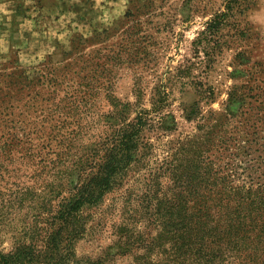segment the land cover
Masks as SVG:
<instances>
[{"label":"rangeland","instance_id":"374dc122","mask_svg":"<svg viewBox=\"0 0 264 264\" xmlns=\"http://www.w3.org/2000/svg\"><path fill=\"white\" fill-rule=\"evenodd\" d=\"M225 4L226 0H0V97L12 96L21 107L15 109L16 117L24 116L40 137L59 142L66 138L62 143L70 139L72 154L77 151L80 156L92 151L110 123L119 121L124 105H131L133 119L138 111L154 108L158 91L170 94L163 115L169 121L175 118V129L153 134L148 166L134 164L101 205L84 212L86 232L74 241L67 264L101 259L104 264L134 263L139 250L122 255L124 249L137 245L139 229L149 227L148 232L155 233L145 214L149 197L144 178L177 140L199 133L203 116L226 115L228 126L223 127L242 141L247 138L236 127H247L251 133L250 127L257 124L264 136V0H256L241 17L237 33L225 29L235 42L213 62L205 63L204 54L194 47L206 23L224 11ZM85 79L97 82L95 90L79 86ZM235 86L245 100L231 107ZM191 109L198 114L188 119ZM56 111L60 118L54 117ZM54 125L61 130L58 136ZM28 162L0 158V250L5 253L19 237H38L34 230L43 225L47 199H52L49 169L37 170ZM167 180L162 179L165 189ZM16 184L27 187L24 194L17 193ZM157 197L162 198L160 191Z\"/></svg>","mask_w":264,"mask_h":264},{"label":"trees","instance_id":"16d2710c","mask_svg":"<svg viewBox=\"0 0 264 264\" xmlns=\"http://www.w3.org/2000/svg\"><path fill=\"white\" fill-rule=\"evenodd\" d=\"M255 2L226 0L224 11L206 23L194 42L205 63L235 42V36L227 37L224 31L231 28L237 33L243 25L241 17ZM91 80L79 86L95 90L97 82ZM169 95L166 89L158 91L154 108L138 111L133 119L131 105H124L120 119L113 116L119 121L110 123L106 135L95 139L92 151L80 156L77 151L72 154L70 139L62 143L66 138L59 142L40 137V131L24 122L23 109L19 115L23 117H16L15 109L21 107L13 97H0V158L27 159L37 170L49 169L52 181L48 180L47 189H53L43 225L34 230L38 237L29 233L16 239L10 252L0 250V264H67L74 241L86 232L84 212L101 205L134 164L148 166L153 134L175 129V118L169 121L163 115ZM244 100V93L233 87L231 107L243 105ZM197 114L191 109L186 117ZM53 115L62 116L57 111ZM202 118L199 133L177 140L163 162L144 178L149 197L144 209L155 233L148 232L149 227L139 229L137 245L124 249L122 255L139 250L132 264H264V136L257 124L250 127L251 133L247 127H236L247 138L242 141L223 127L228 126L223 120L226 115L220 118L211 112ZM52 131L61 134L57 125ZM16 187L18 194L27 190ZM159 191L162 198L157 197Z\"/></svg>","mask_w":264,"mask_h":264}]
</instances>
